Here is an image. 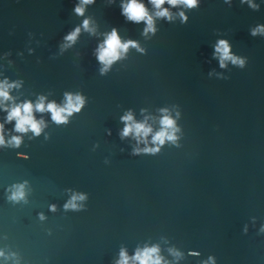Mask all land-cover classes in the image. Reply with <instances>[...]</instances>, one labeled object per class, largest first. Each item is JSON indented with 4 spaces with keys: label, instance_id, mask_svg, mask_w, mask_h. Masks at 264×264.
I'll return each instance as SVG.
<instances>
[{
    "label": "water",
    "instance_id": "obj_1",
    "mask_svg": "<svg viewBox=\"0 0 264 264\" xmlns=\"http://www.w3.org/2000/svg\"><path fill=\"white\" fill-rule=\"evenodd\" d=\"M254 2L259 10L200 0L172 9L187 23L157 19L158 31L145 37L143 23L121 15L122 0H96L85 16L74 12L79 0H0V79L23 82L12 92L18 102L86 98L69 123L36 113L48 125L40 136L0 148L3 264H115L122 248L131 256L145 245H159L171 264H264V36L250 34L264 25V0ZM84 19L97 35L82 31L62 50ZM113 28L145 51L130 49L101 75L95 50ZM222 39L244 67H220L214 46ZM161 109L176 119L178 140L134 154L121 117L151 116L158 131ZM14 125L5 128L21 135ZM25 182L26 200H9ZM74 194L87 199L66 209Z\"/></svg>",
    "mask_w": 264,
    "mask_h": 264
},
{
    "label": "clouds",
    "instance_id": "obj_2",
    "mask_svg": "<svg viewBox=\"0 0 264 264\" xmlns=\"http://www.w3.org/2000/svg\"><path fill=\"white\" fill-rule=\"evenodd\" d=\"M96 2V0H79L75 6L74 12L79 16H85L87 7ZM114 3L115 0H110ZM151 5V9L147 7L145 0H122L121 15L127 21L145 25L143 35L145 37L155 35L158 31L156 26L157 19H166L168 22L174 21L177 17L181 22L187 23L188 16L185 11L173 13L172 9H186L192 10L199 7L200 0H147ZM225 3L231 4L232 0H225ZM241 3L248 4L253 10H259V5L254 0H241ZM168 5V7H165ZM82 31L88 32L91 35H97V28L91 19H84L82 25L77 26L72 32L64 37L65 43L62 45V50L72 47L78 40ZM252 36H264V25H258L253 28L250 33ZM103 40L100 42L95 50V56L101 64L100 74H107L112 66L125 59L130 49L135 48L140 52L145 50L139 45L137 41L123 40L119 34L118 29L113 28L111 32L103 33ZM215 47L214 58L219 60L221 68H226L231 62L239 67H244L246 60L237 57L233 54L231 44L228 40H218ZM22 81H10L8 78L0 79V111L6 113L3 122H0V148L13 147L19 148L23 143V135L28 133L34 136H40L47 128V122L43 117L37 119L36 113H50L51 120L57 125L69 123L70 118L81 112L86 105V98L82 94L65 93V99L62 104L56 101H49L46 96H39L35 102L31 100H24L18 102V98L12 95L13 90L22 87ZM161 116L159 118L160 128L154 131L150 121L151 116H145L143 121H137L134 113L129 110L121 117L124 123V128L121 131V138L132 137L137 141V147L134 149V154L151 153L155 154L161 150V146L166 142L175 143L178 140L177 133L180 131L177 126L176 119L173 118L168 109H161ZM177 117L179 113L176 114ZM15 121L14 131L21 135H11L5 128V124H10ZM151 137V140H149ZM143 144L145 147L140 148ZM155 145L148 146V145ZM27 183L14 185L10 189L11 195L9 200L20 202L26 200ZM84 194H74L71 200L65 205L66 209L77 210L81 207L79 201L86 200ZM51 210L55 211V206H51ZM41 219H44L41 215ZM169 253L176 258L177 261L183 258V253L169 248ZM14 255V254H13ZM189 255L199 256L197 252H190ZM0 257H5V253L0 250ZM3 264V261H0ZM18 264V262H17ZM115 264H171L162 254L159 245L147 246L137 248L134 255H129L127 249L122 248L119 254V259ZM204 264H215V260L209 257Z\"/></svg>",
    "mask_w": 264,
    "mask_h": 264
}]
</instances>
